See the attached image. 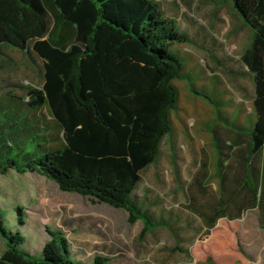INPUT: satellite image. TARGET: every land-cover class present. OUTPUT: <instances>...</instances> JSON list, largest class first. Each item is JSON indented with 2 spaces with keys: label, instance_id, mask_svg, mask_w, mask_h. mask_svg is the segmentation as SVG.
Returning <instances> with one entry per match:
<instances>
[{
  "label": "trees",
  "instance_id": "16d2710c",
  "mask_svg": "<svg viewBox=\"0 0 264 264\" xmlns=\"http://www.w3.org/2000/svg\"><path fill=\"white\" fill-rule=\"evenodd\" d=\"M230 2L251 31L241 55L254 87L251 110L245 102L239 110L229 89L214 86L206 73L198 85L188 84L192 58L188 53L183 57L179 47L190 38L155 0H0V53L4 45L28 57L33 53L42 62L43 78L40 88H27L23 105L0 87V173H35L61 191L124 210L130 224L142 222L140 239L160 226L176 235L134 193L142 171L157 162L164 138L174 149V115L187 134L181 123L186 114L179 115L178 83H187L189 101L199 100L213 111L212 106L220 105L218 116H237L220 123L248 136L250 159L264 147V0ZM204 81L212 83L210 89ZM210 138L218 149L214 131ZM31 140L37 141V149L28 152ZM15 149L21 161L13 156ZM21 212L17 207L23 225ZM221 217L210 232L212 242L197 243L190 255L203 264H249L236 221L224 218L223 210ZM46 233L36 257L24 248L26 237L6 227L0 209L6 246L0 264H84L74 259L61 230L46 227ZM178 241L175 251H182ZM108 262L95 256L91 264Z\"/></svg>",
  "mask_w": 264,
  "mask_h": 264
},
{
  "label": "rangeland",
  "instance_id": "374dc122",
  "mask_svg": "<svg viewBox=\"0 0 264 264\" xmlns=\"http://www.w3.org/2000/svg\"><path fill=\"white\" fill-rule=\"evenodd\" d=\"M155 1L166 16L176 21L178 30L190 38L179 47L183 57L188 53L192 58L187 73L188 84L198 85L200 76L206 73V78L212 77L214 86L220 84L229 89L239 110L245 107L243 102L251 110L253 82L241 61V55L251 41V31L244 26L230 0ZM42 79V62L36 55L32 53L28 57L12 46L2 47L0 87L3 93H12L22 102L26 99L27 88H40ZM207 82L210 89L212 83ZM178 86L179 115L186 114L181 123L187 134L181 131L174 115V149H170L164 138L157 162L142 171L134 193L139 204L155 220L167 222L176 235L160 226L140 239L143 224L141 221L130 224L126 211L61 191L54 182L38 174H18L10 170L7 174L0 173V209L6 227L26 237L24 248L27 251L41 256L47 239L46 227L61 230L74 259L84 264H91L95 256L108 258V264H176L187 260L185 255L171 251L177 239L179 247L186 248L199 235L190 250L197 243L212 242L211 234L203 240L205 232H202L201 218L216 210L222 195L209 181L205 182L211 178L213 161L216 160V166L221 162L218 151L216 158L214 156L210 137L214 131L219 142H229L233 134L220 121L237 116H218L220 105H211L213 111L199 100L189 101L187 83L179 82ZM212 92H209L210 96H213ZM196 97L203 100L201 96ZM233 113L234 109H230V114ZM26 145L28 152L37 149V141H28ZM17 153L15 149L13 156L21 161L22 154ZM17 207L22 208L23 225L18 222ZM5 249V241L0 235V255ZM191 260L196 261L192 256Z\"/></svg>",
  "mask_w": 264,
  "mask_h": 264
},
{
  "label": "crops",
  "instance_id": "0c3cea01",
  "mask_svg": "<svg viewBox=\"0 0 264 264\" xmlns=\"http://www.w3.org/2000/svg\"><path fill=\"white\" fill-rule=\"evenodd\" d=\"M54 21L50 20V29L54 27ZM24 100L19 104H24ZM233 134L229 142H219V148L214 147L221 156L220 167L216 168V160L213 161V170L209 180L221 193L219 205L208 216H202V232H205L203 240L209 238L211 230L221 223V212L224 218L235 220L237 223V238L243 252V258L249 264H264V147L253 157H249V138L244 134L231 131ZM208 182V183H209ZM205 186V184H204ZM203 186V187H204ZM198 237L182 251L172 252L186 256V262L176 264H203L191 260L190 248L198 241Z\"/></svg>",
  "mask_w": 264,
  "mask_h": 264
}]
</instances>
